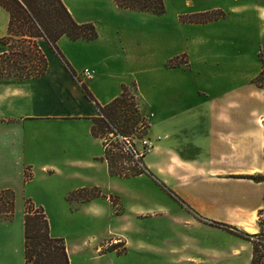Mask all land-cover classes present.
I'll list each match as a JSON object with an SVG mask.
<instances>
[{"label":"crops","instance_id":"1","mask_svg":"<svg viewBox=\"0 0 264 264\" xmlns=\"http://www.w3.org/2000/svg\"><path fill=\"white\" fill-rule=\"evenodd\" d=\"M62 1L75 22L94 25L98 37L91 42L63 37L61 54L77 77L93 73L84 81L99 106L112 103L124 88L131 91L153 148L143 159L146 174L112 176L103 140L92 134L100 117L96 103L39 40L48 63L45 75L0 81V192L16 195L13 218L0 222V264H25L28 200L47 217L78 212L94 221L114 218L107 232L82 243L96 261L113 252L147 264L251 263V244L244 251L239 238L213 225L264 232L257 225L264 211V113H259L264 81L262 87L254 83L264 70V0H163L162 15L123 9L114 0ZM202 15L217 17L197 22ZM156 21L165 31L142 27ZM9 25L10 14L0 5V56L8 52ZM157 70L170 81L148 85L145 96L136 73ZM193 70L199 76L221 73L215 85L182 83L181 74ZM237 73L247 85H239ZM102 77L103 85H94ZM157 90L166 98L157 93L154 99ZM140 181L152 182L167 205L116 190L122 182ZM234 185L251 189L244 200L249 210L241 208ZM94 190L98 196L90 202H68L73 194ZM123 198L129 200L126 210ZM140 220L150 225L137 226ZM114 246L123 254L108 250ZM67 251L71 263L74 247Z\"/></svg>","mask_w":264,"mask_h":264},{"label":"trees","instance_id":"2","mask_svg":"<svg viewBox=\"0 0 264 264\" xmlns=\"http://www.w3.org/2000/svg\"><path fill=\"white\" fill-rule=\"evenodd\" d=\"M120 8L140 12L162 15L164 13L163 0L159 6L151 10L149 6L141 5V0H114ZM0 5L10 14L8 37L4 44L8 52L0 56V81H30L45 75L48 63L41 52L38 41L45 40L63 62L66 69L82 85L85 96L90 101L94 98L85 84L78 80L58 48L61 38L67 37L71 41L91 42L97 39V31L92 24H78L75 22L62 0H0ZM217 16L202 15L197 22L212 21ZM204 19V20H202ZM263 78L264 70L259 79ZM99 118L94 120L92 134L103 140L105 153L104 160L108 163L112 176L122 178L137 177L146 174L143 159L146 154L134 155L124 151V145L118 137L131 138V135L147 130L148 123L140 112L136 97L124 88L122 94L106 107L97 103ZM138 131H140L138 133ZM146 135V133H143ZM108 136V137H107ZM109 136H111L109 138ZM108 138V139H107ZM138 139H141L139 136ZM110 143L113 154L109 149ZM127 163L129 166L123 171L120 166ZM120 169H119V168ZM250 179L256 180L254 177ZM261 180V178H260ZM97 191H83L69 196L68 202L86 203L96 197L83 198L82 194ZM81 197V198H80ZM78 198V199H76ZM16 195L11 190L0 192V222L8 223L15 214ZM264 216V211L259 212V218ZM259 226H264V221H259ZM221 227L235 232L236 236L252 244L253 257L251 264H264V232L249 235L240 232L235 227L221 225ZM24 259L25 264H71L67 246L64 239L55 238L51 234L48 217L43 208L36 207L30 200L25 202L24 214Z\"/></svg>","mask_w":264,"mask_h":264},{"label":"rangeland","instance_id":"3","mask_svg":"<svg viewBox=\"0 0 264 264\" xmlns=\"http://www.w3.org/2000/svg\"><path fill=\"white\" fill-rule=\"evenodd\" d=\"M159 1L160 0H141L142 4L137 5V6L139 8V6H141V5H143V6L147 5L150 7L151 10H155V8L159 6ZM135 17H137V16H135ZM125 18H134V16L131 17L130 15H127ZM139 18H141V17H139ZM115 19H120V18H118V16H115ZM202 20H204V19H202ZM155 25H156V27H155ZM142 27L144 28V30L146 32H148V30H149L152 33H159L157 30V27L160 28V30L165 31L163 25L159 21H156L155 23H144ZM170 66H172V65H170ZM159 72L160 71L157 70L155 72H146V73L139 72V73H136L137 74L136 79L138 80V84L141 85V89H142L145 96H149L148 85H167V83L170 81L169 77L165 73L160 74ZM220 73H221V71H214L213 73H202L199 76L198 73H196L193 70V71H184L180 77L183 78L182 83H186L187 85H215V80H213V79H217V77L220 76L219 75ZM129 76H131V75H129ZM235 76L237 78L236 81L239 83V85H247L243 80H238V78L240 76L238 73ZM78 80L84 84L86 83L84 81L85 79L82 78L81 76H78ZM101 80H103V77L100 80H98L94 85H103L101 83ZM254 83H256L257 86L262 87L263 86L262 85L263 84V78L261 77L259 79V77H258V79H256ZM157 93H158L159 97L166 98V95H165L166 93L164 90H162V92L157 90L155 92L154 99H156ZM137 103L139 104V102H137ZM259 113H264V109L261 108ZM139 132L140 131H138V133ZM143 133H146V135H143ZM139 136L141 137V139H138ZM110 137L111 136H109V138ZM130 139H132L136 143V149L138 151H142V145L140 142L144 139H147V130H144V131L140 132L139 134L135 133V134L131 135ZM107 143L109 145L108 149L113 154H116V152L114 150H112L110 143L108 141H107ZM128 166L129 165L127 163H123L120 166V168L123 171V167L126 168ZM15 172H17V171L15 170ZM255 179H256L255 181H259L260 177H255ZM234 186H235V191H236L235 193L238 196L237 201L240 200V202L243 206L241 208L245 209V210H249L250 207L248 205V202H245L244 200H245V197L251 192V189H249L248 187H246L244 185H234ZM116 190L118 192H120L122 195H124L125 193H135L139 197H143V198L149 200L151 204H154L153 202H155V203H161L163 205H167V203H168L167 199L164 197V193H162L152 182L151 183H148V182L144 183L143 181L131 182V183H123L122 182L119 186H117ZM81 196H83V198H92V197H96L98 195L95 192H89V193L82 194ZM76 199H78V198H76ZM26 200H28V199H26ZM77 203H80V202L77 201ZM173 203H175V202L172 200L170 205H173ZM128 204H129V200L123 198V210H126ZM173 207H174V205H173ZM125 214L123 216L127 217V215H125ZM113 219L114 218H106L104 220L94 221L91 218L87 217L86 215H84L82 213L80 214L78 212L73 217H70V218H68L66 216L65 217L64 216L48 217L50 227H51V231L53 232L52 234L58 235L61 239H64L67 246L70 245V247H74V253L76 255L73 257V259H72L73 262L71 261V264H147L146 261H141L140 259L132 258V255H127L126 257L117 258V255H115L113 252H109L107 254L106 258L99 260V261H96V260L92 259V256L90 255V252L88 250L86 251L83 249L84 245L82 243L85 240H87V244H90L92 242V239H93L92 237L100 236L101 233L107 232V229L110 226H113V224H114ZM259 221L260 222L264 221V216L261 217V219L258 217L257 225H259ZM142 223H143V221L140 220L137 223V226L150 225L149 223H144V224H142ZM214 224L215 225H213V226L220 228L222 230H225L232 235H235V232H232L228 229L221 227V224H218V223H214ZM151 225H160V222L158 221L155 224H151ZM161 225H163V224H161ZM247 229L249 231H247ZM244 230L249 235L254 234V230H252L251 228H246ZM238 231H240V230H238ZM240 232H242V231H240ZM236 237L241 240V244L244 245L243 250L245 251L249 242L240 238L239 236H236ZM106 243H105V245H106ZM109 244L111 245L112 243H109ZM249 244H251V243H249ZM115 247L116 246H114V248L108 247V250L109 251L117 250L116 252L118 254H120V255L123 254L121 249H116ZM248 247L252 248V244H251V246H248ZM247 251L248 250H246V252ZM246 254L248 255V253H246ZM261 256L264 257V252H262ZM252 257H253V248H252V255L250 257V262L252 260ZM244 264H248V263L246 262ZM249 264H251V263H249Z\"/></svg>","mask_w":264,"mask_h":264},{"label":"built area","instance_id":"4","mask_svg":"<svg viewBox=\"0 0 264 264\" xmlns=\"http://www.w3.org/2000/svg\"><path fill=\"white\" fill-rule=\"evenodd\" d=\"M81 77L89 81L93 79V73L89 70L83 71ZM119 141L124 145V151L134 155V158H139V155L149 154L152 151L153 144L151 141L144 139L140 143L142 145V151L136 149V143L130 138L118 137Z\"/></svg>","mask_w":264,"mask_h":264},{"label":"bare ground","instance_id":"5","mask_svg":"<svg viewBox=\"0 0 264 264\" xmlns=\"http://www.w3.org/2000/svg\"><path fill=\"white\" fill-rule=\"evenodd\" d=\"M247 231H249V230L247 229Z\"/></svg>","mask_w":264,"mask_h":264}]
</instances>
